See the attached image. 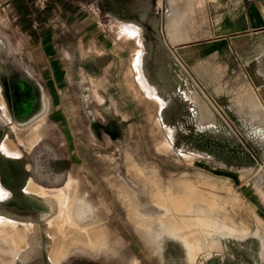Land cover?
Masks as SVG:
<instances>
[{
	"label": "rangeland",
	"instance_id": "1",
	"mask_svg": "<svg viewBox=\"0 0 264 264\" xmlns=\"http://www.w3.org/2000/svg\"><path fill=\"white\" fill-rule=\"evenodd\" d=\"M98 2L4 0L0 74L4 73L10 88L20 77L32 81L35 101L39 102L38 94L43 91L47 108L39 114L36 106L28 117L17 118L22 124L18 128L13 117L5 120L9 114L4 106L3 116L0 106V190L7 184L6 174H11L9 184L15 186L4 187V192L14 196L16 192L25 207L35 203L42 212L55 210L61 218L57 221H63L65 215L73 226L87 214L104 212L106 219L89 220V231H82L91 232L100 222L121 228L135 236L138 249L152 253L153 264L190 263L176 240L166 238L161 250L153 245L142 226L146 222L182 239L190 259L199 250L200 236L208 239L220 227L240 237L241 218L245 228L255 230L254 235L258 227L264 230L239 197L242 172L238 153L245 144L235 128L239 125L196 124L201 131H211L223 153L207 154L192 140L178 139L175 125L168 124L163 115L162 98L146 77V61L153 54L141 24L122 22L139 26L137 34L133 26L122 29L125 36L133 35L134 42L119 37L115 44L106 45L103 54L96 47V29L92 28ZM18 8L26 14H20ZM158 37L162 43L159 28ZM154 70L160 71L159 66ZM10 102L8 99L11 108ZM35 132L38 137L33 139ZM8 139L20 150L18 157L3 152L2 144ZM28 139H33L31 145L17 143ZM224 142L233 145L229 155H224ZM30 178L40 186L60 189L64 204L26 192L23 186ZM5 199L9 195L1 194L3 213ZM209 211L226 213L232 221L219 214L207 217ZM198 212L201 216L193 215ZM66 222L57 227L68 229ZM11 227L14 225L0 222L3 232ZM102 239L106 241V236ZM88 244L94 246L95 239Z\"/></svg>",
	"mask_w": 264,
	"mask_h": 264
},
{
	"label": "crops",
	"instance_id": "2",
	"mask_svg": "<svg viewBox=\"0 0 264 264\" xmlns=\"http://www.w3.org/2000/svg\"><path fill=\"white\" fill-rule=\"evenodd\" d=\"M95 11L92 28L96 29V47L103 54L106 45L115 44L119 37L134 42L133 35L125 36L122 29L133 26L137 34L139 26L122 22L141 24L153 54L146 61V77L162 98L163 115L168 124L175 125L178 139L192 140L211 154L218 151L220 143L211 131H201L196 124L219 123L225 128L239 125L235 128L245 143L238 153L242 172L239 197L242 206L251 208L264 225V0H99ZM0 17V27L4 29V0H0ZM185 38L188 39L178 41ZM156 66L160 71L154 70ZM129 72L134 75L131 68ZM0 76L4 116V73ZM224 145V155H229L233 145ZM30 181L37 189L57 191L53 198L64 204L60 189L40 186L31 178L27 183ZM9 183L5 186H15ZM19 199L15 192L13 198L4 200V213L0 212L5 224L14 225L4 232V244L0 243V264H153L152 253L138 249L135 236L121 228L100 222L88 232L87 221H103L104 212L87 214L78 226L70 224L63 215L68 232L67 228L63 231L57 227L63 222L57 221L61 219L57 211L42 212L35 203L25 207ZM205 213L202 215L207 216ZM216 214L232 221L226 213L209 211L207 217L214 218ZM244 221L241 218L240 237L229 235L225 227L208 239L200 236L199 250L193 259L179 237L161 232L151 222L142 226L159 250L166 238L180 242L178 246L190 264H264V230L258 227L254 235L255 230L245 228ZM102 236H106V241ZM90 239H95L94 246H89Z\"/></svg>",
	"mask_w": 264,
	"mask_h": 264
},
{
	"label": "flooded vegetation",
	"instance_id": "3",
	"mask_svg": "<svg viewBox=\"0 0 264 264\" xmlns=\"http://www.w3.org/2000/svg\"><path fill=\"white\" fill-rule=\"evenodd\" d=\"M4 95L3 96V100H4V105H3V110H4V106L7 109V112L9 114L5 115L4 118L7 121H11L13 117V124L20 128V126L22 125L21 123H19L17 118H24V117H28L29 114H31L34 110V107L38 106L40 112L39 114H42V112L44 113L45 109L47 108V101L45 100V95L43 93V91L40 92V94H38V96L40 95V100L39 102H36L35 99L36 97L34 96V83L26 78L20 77L19 79H17L14 83L13 86L8 85L7 83V79L5 78L4 81ZM8 99L9 101H12L11 103V108L10 105H8ZM22 109H19V108ZM15 112L13 114V111ZM4 144V143H3ZM2 144V146H3ZM3 152L6 155L9 156H15L18 157L20 155V150L18 153H13V154H8L6 153L4 150ZM10 158V157H9ZM13 160H16L17 158H11ZM6 182H10L13 181L11 174L7 175L6 174ZM36 182V181H35ZM2 185V184H1ZM25 186V185H24ZM23 186V187H24ZM4 185H2V188L4 189ZM27 187V185H26ZM51 188H56V187H51ZM10 192V191H9ZM6 195L8 197L9 195V199L13 198L14 195H12V193H7L4 192L3 195Z\"/></svg>",
	"mask_w": 264,
	"mask_h": 264
},
{
	"label": "bare ground",
	"instance_id": "4",
	"mask_svg": "<svg viewBox=\"0 0 264 264\" xmlns=\"http://www.w3.org/2000/svg\"><path fill=\"white\" fill-rule=\"evenodd\" d=\"M34 131H38V130L34 129ZM35 134L36 135H34L33 139L38 137L37 132H35ZM33 139H31V140L28 139V140H25V141L24 140H17L18 142L17 141L16 142L20 143V144H23V145H26V144L31 145L32 142H33ZM13 145H14L13 141L11 139H8L3 144L2 149L8 154L18 153L19 149H17ZM28 145L26 147H28ZM33 183L31 181L27 183L26 192L27 191L28 192H32V193L35 192L36 194L43 195V196H50L51 198L57 197V195H58L57 191H54V190H51V189H37L35 184H33ZM0 191H3V192H0L1 194L4 193V189L3 188ZM2 220H4V217L0 218V222L4 223ZM27 227H29V224L26 225V226H23V229H27ZM21 234L25 235V232L21 231ZM0 235H4V232L1 231V230H0ZM9 238L11 239L12 237L9 236Z\"/></svg>",
	"mask_w": 264,
	"mask_h": 264
},
{
	"label": "trees",
	"instance_id": "5",
	"mask_svg": "<svg viewBox=\"0 0 264 264\" xmlns=\"http://www.w3.org/2000/svg\"><path fill=\"white\" fill-rule=\"evenodd\" d=\"M18 10H19L20 14H22V15L26 14L21 8H18Z\"/></svg>",
	"mask_w": 264,
	"mask_h": 264
}]
</instances>
